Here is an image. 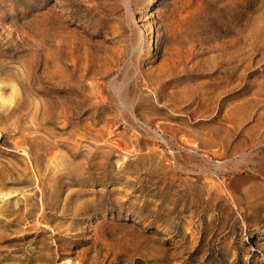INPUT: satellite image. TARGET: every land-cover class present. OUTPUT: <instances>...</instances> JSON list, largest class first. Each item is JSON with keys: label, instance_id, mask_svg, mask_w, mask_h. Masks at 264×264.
Instances as JSON below:
<instances>
[{"label": "rangeland", "instance_id": "obj_1", "mask_svg": "<svg viewBox=\"0 0 264 264\" xmlns=\"http://www.w3.org/2000/svg\"><path fill=\"white\" fill-rule=\"evenodd\" d=\"M0 264H264V0H0Z\"/></svg>", "mask_w": 264, "mask_h": 264}, {"label": "bare ground", "instance_id": "obj_2", "mask_svg": "<svg viewBox=\"0 0 264 264\" xmlns=\"http://www.w3.org/2000/svg\"><path fill=\"white\" fill-rule=\"evenodd\" d=\"M127 1V0H126Z\"/></svg>", "mask_w": 264, "mask_h": 264}]
</instances>
